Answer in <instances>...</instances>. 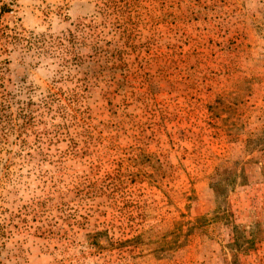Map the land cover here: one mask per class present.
Instances as JSON below:
<instances>
[{"label": "rangeland", "instance_id": "rangeland-1", "mask_svg": "<svg viewBox=\"0 0 264 264\" xmlns=\"http://www.w3.org/2000/svg\"><path fill=\"white\" fill-rule=\"evenodd\" d=\"M0 101V264H264V0H0Z\"/></svg>", "mask_w": 264, "mask_h": 264}, {"label": "trees", "instance_id": "trees-1", "mask_svg": "<svg viewBox=\"0 0 264 264\" xmlns=\"http://www.w3.org/2000/svg\"><path fill=\"white\" fill-rule=\"evenodd\" d=\"M116 53L117 52L114 53L113 51H111L110 47H104L103 49L94 51V68L91 69V72L93 74H98L100 72L115 71V69L129 70V66L126 63H119V58ZM133 72H135L136 74L139 73L140 66L137 65ZM0 107V109L6 108L3 101H0ZM3 118L4 117L0 115V133L7 128L6 123L8 120L4 121Z\"/></svg>", "mask_w": 264, "mask_h": 264}]
</instances>
